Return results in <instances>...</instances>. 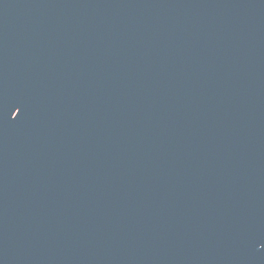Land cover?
Instances as JSON below:
<instances>
[{
  "label": "water",
  "instance_id": "95a60500",
  "mask_svg": "<svg viewBox=\"0 0 264 264\" xmlns=\"http://www.w3.org/2000/svg\"><path fill=\"white\" fill-rule=\"evenodd\" d=\"M0 264H264V0H0Z\"/></svg>",
  "mask_w": 264,
  "mask_h": 264
}]
</instances>
